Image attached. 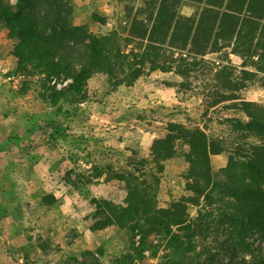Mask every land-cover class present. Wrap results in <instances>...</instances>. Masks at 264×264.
<instances>
[{"label": "trees", "instance_id": "16d2710c", "mask_svg": "<svg viewBox=\"0 0 264 264\" xmlns=\"http://www.w3.org/2000/svg\"><path fill=\"white\" fill-rule=\"evenodd\" d=\"M120 5L121 32L97 13L88 23L71 25V0H0V25L15 41L11 55L17 72L67 82L41 94L51 107L79 97L95 74L116 89L156 72L173 73L178 82L156 86L200 99L202 126L169 122L152 139L146 158L129 157L128 169L94 165L90 178L115 181L123 194L90 201V228L114 227L126 237L127 252L110 264H137L146 252L156 257L161 251L160 264H205L188 205L213 207L207 217L215 213L217 223L239 241L252 233L264 236V102L245 97L264 86V0H137L133 5L120 0ZM227 49L240 58L239 69ZM208 54L215 59L208 60ZM207 122L220 124L232 141L211 133ZM222 153L228 155L226 166L215 173L211 157ZM177 156L185 165L181 179L187 196L159 207L161 176ZM74 261L100 264L90 251ZM251 264H264V256Z\"/></svg>", "mask_w": 264, "mask_h": 264}, {"label": "rangeland", "instance_id": "374dc122", "mask_svg": "<svg viewBox=\"0 0 264 264\" xmlns=\"http://www.w3.org/2000/svg\"><path fill=\"white\" fill-rule=\"evenodd\" d=\"M136 2L128 0L131 5ZM71 4V25L88 23L97 13L119 32L124 27L120 0H71ZM14 44L0 25V264H75L83 251L92 252L100 264H110L112 257L127 252L128 241L114 227L91 230L90 201L123 192L115 181L90 178L94 165L128 169L129 157L136 153L146 158L152 139L162 135L169 122L202 126L200 99L156 86L160 81L178 82L173 73L156 72L131 87L116 89L105 76L95 74L79 97L60 102V108L51 107L41 94L67 82L17 72L11 55ZM227 53L239 69L240 58L229 49ZM215 57L206 55L208 60ZM245 97L264 102V86ZM205 125L214 135L232 141L217 122ZM227 159L226 153L212 156L213 171L225 167ZM184 171L180 156L167 163L157 194L159 207L187 196L181 179ZM210 212L213 207L188 205L194 241L205 264L242 260L251 264L264 256V236L252 233L239 241L217 223L215 213L207 217ZM161 253L154 257L146 252L137 264H160Z\"/></svg>", "mask_w": 264, "mask_h": 264}]
</instances>
